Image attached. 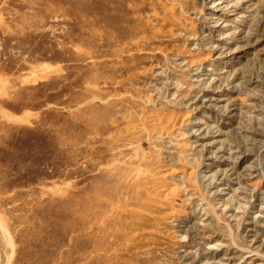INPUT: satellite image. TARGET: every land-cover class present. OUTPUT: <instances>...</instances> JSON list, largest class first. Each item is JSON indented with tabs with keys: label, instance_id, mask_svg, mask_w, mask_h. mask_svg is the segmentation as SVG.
Masks as SVG:
<instances>
[{
	"label": "rangeland",
	"instance_id": "1",
	"mask_svg": "<svg viewBox=\"0 0 264 264\" xmlns=\"http://www.w3.org/2000/svg\"><path fill=\"white\" fill-rule=\"evenodd\" d=\"M0 264H264V0H0Z\"/></svg>",
	"mask_w": 264,
	"mask_h": 264
}]
</instances>
